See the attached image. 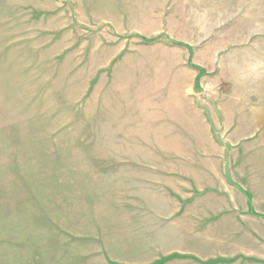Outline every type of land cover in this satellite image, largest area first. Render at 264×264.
<instances>
[{"label":"rangeland","instance_id":"rangeland-1","mask_svg":"<svg viewBox=\"0 0 264 264\" xmlns=\"http://www.w3.org/2000/svg\"><path fill=\"white\" fill-rule=\"evenodd\" d=\"M168 37L193 48L206 71L200 92L189 50ZM117 44L146 45L135 51L147 58L185 53L188 93L207 121L198 137H126L129 119L146 111L160 119L166 84L149 63L145 75L115 68ZM256 95L264 101V0H0V264L162 263L189 237L165 232L166 200L142 181L181 161L239 187L244 165L256 163L240 151L261 147L236 136L238 104ZM133 99L146 109L129 107ZM205 165L215 171H198ZM191 248L208 250L201 238ZM262 252L264 263V244ZM233 253L224 264H248L238 251L220 254Z\"/></svg>","mask_w":264,"mask_h":264},{"label":"crops","instance_id":"crops-1","mask_svg":"<svg viewBox=\"0 0 264 264\" xmlns=\"http://www.w3.org/2000/svg\"><path fill=\"white\" fill-rule=\"evenodd\" d=\"M136 33L149 37L160 34L159 31L148 34L142 31H136ZM157 44L155 46L157 48H167L162 43ZM155 47L153 46V48ZM142 48L147 49L149 47L143 44H133L128 47L117 44L110 59L113 63L115 61V68L127 70L133 76L145 75L148 72L146 70L150 69L147 63L154 65L155 69L162 73V79L166 84L163 94L165 101L162 105L166 110L161 111L160 119L153 117L152 111H146L141 118L129 119L126 137L141 141L189 140L198 137L201 126L207 124V121L205 117L201 118L200 107L195 104V99L190 97L188 93L193 79L190 71L184 66L187 58L185 53L183 51L156 53L147 58L144 57L147 55H139L135 51ZM106 67L108 66H100L98 69L100 71ZM99 73L97 72V74ZM175 75L178 76V80H174ZM143 95H138L139 99ZM256 96L255 99L241 101L238 104L240 117L236 123L238 122L240 127L235 126L234 132H237L236 136L238 134L246 143L250 141L252 144L255 141L254 146L261 147V151H264V101L255 102L258 98V95ZM133 101L129 103V107L139 106L146 109L144 100L133 99ZM252 105L256 106V115L253 116L256 117V125L260 124V128L259 126L254 127L255 130L252 127L248 129L249 125H253L255 121L249 117L252 116V114L249 115V108ZM225 107L222 108L225 109ZM187 112L195 114L196 119L195 116L186 115ZM231 116L225 114L224 117L226 127L230 123L229 129L233 128ZM262 125L263 127H261ZM261 151L255 153L248 150L240 151L244 156L256 154V163L244 165V168L246 166L247 169H244L240 179L245 185L241 182L239 187L231 186L226 179L217 183L216 181H209L206 176L195 174L193 167L180 164L181 161L175 165L174 170L162 172L163 174H160L158 179L142 181V187L156 188V191H152V198L164 197L166 200L165 206L167 213H169L167 217L171 219L172 227H168L165 232L168 235L186 234L189 237V244H185L184 247L178 245L175 250L161 256L159 260L162 263L158 264L172 263L173 261L176 262L175 264H205L207 262L209 264H224L232 261L236 255L235 253L231 256L220 254L227 249L238 251V254L240 253L243 258H246L248 264H264L262 256L264 196L261 185L264 163L263 159H259L260 156H264V153ZM210 169L205 165L199 167L198 171L204 174H207L209 170L215 171V168ZM199 238L208 249L200 254L195 253L191 248L192 240L195 242ZM216 245L218 247L210 251Z\"/></svg>","mask_w":264,"mask_h":264},{"label":"water","instance_id":"water-1","mask_svg":"<svg viewBox=\"0 0 264 264\" xmlns=\"http://www.w3.org/2000/svg\"><path fill=\"white\" fill-rule=\"evenodd\" d=\"M167 37V36H166ZM169 38V37H168ZM171 40V42L175 45H178V46H182V47H185L189 50V53H190V58H189V67L193 70H196V71H199L200 74L198 75V77L196 78L195 80V89L197 92H200V79L206 75V71L204 68H202L201 66L199 65H195L193 63V57H194V51H193V48L190 46V45H187V44H184V43H181V42H178V41H175V40H172L171 38H169ZM147 41H149V39H146Z\"/></svg>","mask_w":264,"mask_h":264}]
</instances>
